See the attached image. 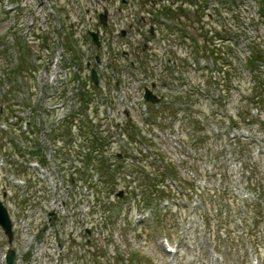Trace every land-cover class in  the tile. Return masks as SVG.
<instances>
[{"label":"rangeland","instance_id":"374dc122","mask_svg":"<svg viewBox=\"0 0 264 264\" xmlns=\"http://www.w3.org/2000/svg\"><path fill=\"white\" fill-rule=\"evenodd\" d=\"M37 1L39 0L19 1V4L13 5L11 0H0V72H3V76L0 74V79L1 77L2 80L8 81L9 79L8 84H6L7 82L0 84V106L8 103V107L20 113L19 117L27 122L35 121L36 130H39L38 122H41L45 136L43 138H46L55 136V132L60 129L57 124L71 112L74 105L69 99L74 94L72 89L77 91L80 83L83 85L88 81L85 77L86 74L83 73L84 67L88 69V65L84 63L82 69L76 72L73 78L79 80L78 83L76 80V83L70 84L68 88L69 83L66 82L65 76L59 78L55 83V74L52 73L53 66H48L51 59L50 54L47 53L48 51L50 53L58 52L61 55L64 53L69 58H79L77 51L74 55L69 54L72 53L68 48L70 41L77 46L78 50L87 49L79 36L81 20L77 18L78 15L73 4L70 6L66 0H49L51 4L49 7L52 6L53 9L51 11L47 9V12H44L40 9L42 7L39 8ZM231 2L227 9L232 8ZM219 3L217 2L218 6ZM12 5L13 9H10ZM80 5L85 7L86 0H80ZM120 6L117 4L115 9L117 8L116 11L122 14L118 9ZM21 7L24 8V14L20 11ZM213 8H210L209 12H214L215 8ZM235 8L243 10L239 14V17L243 19V24L235 23L234 14L227 10H223L224 12L221 10V15L214 17L219 31L226 29V32L231 33L230 38L236 35L241 39L239 43H234V40L231 39L230 43H221L220 45L229 53L228 57L234 67L230 69L229 88L231 89L228 88V82L226 83L220 73L215 74L216 77L212 81L214 83H210L208 74L202 73L192 74L186 82H177V84L171 85L172 87L164 86V83L159 82L157 90H155L158 96L164 94L166 97L169 96V99L182 100L175 101L174 107H178V110H172L173 115L177 118L174 119L175 117L171 114L165 117L162 115L160 118L157 115L156 121H151V124L144 123L140 121L141 117L145 115L140 110L143 103L138 92V84L133 78L134 73L138 72L132 71L124 63L122 70L130 73V78L123 75L122 80L124 81V77H126L125 79L130 81L129 84L132 86L128 90H120L116 105L123 104L125 106L116 112L107 110L105 115L94 117V120H96L95 123H98L105 117L107 120L112 118L116 123L120 120L128 121L131 135L135 131L139 135L137 143H133L131 141L123 142L126 136L121 134L118 140L112 139L117 141V144H110L109 150H106L107 153L103 154L106 164L115 169L118 166L116 154L126 152L132 157L128 164L130 165L129 172L134 177L131 176L127 179H135V183L128 190L131 194L127 197L129 200L124 207L127 212L129 208L139 211L138 204L133 201V197H138L142 201L146 198L147 192L151 190L150 187H147L146 190V183L142 185L145 182L144 172H151L155 175L156 171L160 169L164 173L166 170L163 168L165 160L171 161L172 171L178 173V177L184 181L182 183H194L202 195L217 193L218 188L229 189L230 194L240 203L239 212H233L232 216L228 217L221 212H216L219 206L204 204L198 196H194V201L189 198H180L186 192L180 187L184 184L177 183L179 178L168 179L172 189L175 187L179 193L173 197L172 201L156 202L152 208L145 209V211H150L153 216L149 221H145L139 226H134L130 222L131 219H128L124 223V228L122 224L117 228L111 226L109 233L103 234L105 223L109 222L106 219L109 220L110 217L97 208L100 206L95 207L97 203L91 204L94 205L92 219L93 222L96 219V225H94L95 230L92 236L94 242L90 245L91 248L87 246V251H94V253L100 251V255L106 258V261L102 263L98 259L100 264H121L119 259L122 258L123 251L125 254L124 264H252L257 258L259 264H264V126H261V123H264V117L261 121L257 119L258 115H256L252 97L255 96L253 93L255 90L257 93L261 90L252 80L251 74L244 64L245 59L251 54L250 49L256 45H261V51L264 53V21L258 20L259 6L252 0H240L238 5L233 6L232 9L235 10ZM5 11L9 14L6 15ZM31 12L35 15L33 16ZM110 18L112 20L115 18L112 13ZM47 19L51 21L50 24L45 22ZM210 20L206 21L209 23ZM249 21L251 23H247ZM31 23L32 27H30ZM33 29L35 30L33 31ZM60 33L61 35H59ZM39 34L41 38L42 35L52 37L49 40L50 49L41 48ZM239 34H242V37ZM209 37H213L210 32ZM63 40L66 45L63 46L62 42L59 50H56L57 47L54 44L59 45ZM201 42L203 50L205 42L203 39ZM208 44L210 47L211 43L208 42ZM178 51L183 55L187 54L184 49L178 48ZM206 51L207 54H216L217 52L213 48H207ZM194 52L190 48L189 53L193 54ZM41 55L48 56L39 62L40 68L34 76L37 56ZM87 55L88 57L82 61L90 60L91 54ZM55 60L56 65L57 60ZM42 67L48 68L45 70L46 68ZM260 71L264 75V64ZM142 79L143 83L150 87V80H146L144 76ZM220 81L224 82V87L228 91L220 93L223 87H216ZM209 84L214 86H209ZM34 86L43 91L42 96L40 93H36L35 97L32 96L35 92ZM4 92L9 93L6 99L2 98ZM65 92L66 97L63 98ZM63 102L66 104H62ZM134 104L138 105L137 108L135 107L136 109L133 107ZM31 106L35 110L34 112L30 109ZM123 108L129 111L130 117L125 118ZM262 110L264 112V107ZM29 116L30 120H28ZM236 122L237 126H234L233 124ZM131 125L134 126L131 127ZM11 128L12 134L0 135V149H6L4 156L8 155V147L12 150L13 145H10L9 139L15 138L14 133L24 134L20 130V125L11 126ZM104 129L103 138L119 133V130L115 128ZM27 135L40 138L38 132L35 135ZM74 135H77V130H74ZM140 137L147 140L144 139L141 142ZM44 144L45 142L41 145ZM103 145L105 146V144ZM73 150L79 151V148L74 144ZM12 151L14 152V150ZM51 156L55 157L54 154ZM134 157L136 158L134 159ZM142 157L145 160L140 162ZM8 160L14 163V157H9ZM18 161L17 167L22 169L23 163L20 158ZM57 161L59 166L58 169H55L54 177L59 182H62V178L63 180L67 179V176L72 177L76 169L80 168L74 164L75 168L72 171L66 165L67 171L70 170L66 176L67 171L65 173L62 169L65 168V165H62V157ZM81 164L83 169L87 167L85 163ZM68 165L70 166V161ZM249 173L252 177L249 183L260 185V199L263 197L262 206L260 205L255 212L252 209L248 210V204L258 201L259 191L256 189L257 187L252 191L248 186ZM37 174L43 177L39 172ZM119 175L123 176L121 169ZM116 180L121 185L119 190L130 186L127 184L128 181L125 182L122 177H117ZM165 183L168 184V182ZM83 185V183L78 184V186ZM138 186L140 188L137 189ZM133 188L137 189L138 195L134 193ZM104 189V194L109 190L111 195L109 187ZM76 193H78L76 197L78 199L80 195L79 192H73L74 195ZM80 198L83 199V197ZM90 200L93 202L92 195H90ZM123 203L114 204L111 211L113 219L116 218L117 208ZM107 204L108 201L105 202L106 206ZM156 204L163 211L164 225H160L155 218ZM98 216H103L104 219H97ZM164 240H168L174 248H178V255H167L161 250V241L164 242ZM117 251L119 256H117ZM94 256L98 257L97 254ZM91 258L93 259V257Z\"/></svg>","mask_w":264,"mask_h":264},{"label":"built area","instance_id":"2783aa9c","mask_svg":"<svg viewBox=\"0 0 264 264\" xmlns=\"http://www.w3.org/2000/svg\"><path fill=\"white\" fill-rule=\"evenodd\" d=\"M66 1L70 6L74 5L77 18L81 20L79 36L87 49L81 50L88 57L92 42L86 44L84 35L87 30L98 33L102 43L101 72L105 78L109 77L113 80L123 79V75L130 78V73L111 67L112 64H117L122 69L124 63L128 65L122 54H129L132 59L145 61V67L135 71L141 78L142 76L146 79L150 77L151 81L171 79L173 74L168 67H174L186 59L192 60L193 54L189 51L190 48L193 50L195 44L189 39V36L199 40L207 32L209 36L210 32L213 37H209V39H212L215 45H219L221 41L216 36L219 27L216 25L217 21L214 17L221 15V10H227L231 14L243 12L240 9H232L235 4L233 5L231 1L239 2L240 0H130L127 5H123L120 0H86L85 7H81L80 0ZM217 2H220L219 6ZM230 2L232 8L227 9ZM252 2L257 5L255 0ZM46 3L48 6L51 5L49 1ZM117 4L121 5L118 9L122 14L116 11ZM212 7L215 8H213L214 12H209ZM105 10L109 12L110 29L107 31L98 26L96 19V15ZM183 12H187L189 17L182 16ZM111 13L115 17L114 20L110 18ZM84 17L85 21L83 22L82 18ZM209 19H211V26L206 27ZM170 21L174 22L173 26L176 29L170 30L166 27L165 24H171ZM151 27L156 29V37L148 42L149 50L143 52L142 49L147 43L143 33L148 34ZM124 30H128L126 38L121 37ZM63 41H60L59 48ZM178 48L184 49L187 54L179 53ZM57 58L62 59L58 52ZM146 71L148 72L146 73ZM215 74L218 72L212 69L211 75L214 78ZM125 78L124 85H127L128 80ZM52 173L47 169V173L44 174ZM49 182L43 196L37 194L39 186L32 189V193H36L33 203H39V206L34 207L33 203L24 205L8 203L12 208V219L18 238L16 264H87L86 261L94 251H71L70 246L74 240L84 239L85 232L93 228L92 215H90L91 206L84 202L77 207L71 200L69 203L67 200L62 203L60 195H55L58 191L59 181L51 177ZM52 211L57 215L55 225L48 216ZM53 228L59 231L54 233ZM95 253H99V251H95ZM6 257L7 248L0 246V264H6ZM101 260L106 261L105 258Z\"/></svg>","mask_w":264,"mask_h":264},{"label":"trees","instance_id":"16d2710c","mask_svg":"<svg viewBox=\"0 0 264 264\" xmlns=\"http://www.w3.org/2000/svg\"><path fill=\"white\" fill-rule=\"evenodd\" d=\"M260 20L264 21V13H261ZM260 47H261V45H256L255 47H253V49H250L251 50V54H250V57L247 59L248 60L247 61V65L251 69V71L253 72L252 75H251L252 76V80L255 82V84H257V86L261 90L258 93H257V90H255L253 92L255 94V96L252 97V101L255 103V106L258 108V112H259V119L258 120H262V118L264 117V112L262 110V108L264 107V75L259 70V67L261 66V62H264V53L261 51L262 47L261 48ZM221 65H223V64L221 63ZM229 76H230L229 73L225 74L224 79H225L226 82H229ZM227 86H229V83L227 84ZM258 87H256V88H258ZM69 128H71V127H69ZM87 163L88 164L99 163L101 166L103 165L101 160H95V159H92V158H90L87 161ZM160 168H162V167H160ZM126 169L127 168L124 167V170H125V173H126V175H124V177L131 176V175H129V172L126 171ZM167 171L169 173L166 172V170H165L164 173H162V171L160 169H158L156 171L155 175L153 173H149L148 176H146V175L144 176L145 180H148L147 181L148 183L154 182V185L151 184V186H150L151 190L147 192V196L145 198L146 199L145 202H146L147 205L151 204V201H153L154 197L158 196V198L159 197L163 198V197L169 196V194L171 193V191H170L171 189H169V188H166V190H165V189H160L158 187L161 183H165L169 176L178 178V176H179L178 173L176 171H172V164H170L167 167ZM112 178H115V175L114 174H108L107 179L108 180H112ZM223 195H224V198L226 199L227 198L226 195L225 194H223ZM211 199H212V201H210V202L212 203V205L214 207L218 206V202H217L216 197L212 196ZM207 203H208V201H207ZM219 205H221L223 208H225L227 210V206H225L223 204H219ZM257 208L258 207H253L252 206V209L256 210Z\"/></svg>","mask_w":264,"mask_h":264},{"label":"water","instance_id":"95a60500","mask_svg":"<svg viewBox=\"0 0 264 264\" xmlns=\"http://www.w3.org/2000/svg\"><path fill=\"white\" fill-rule=\"evenodd\" d=\"M103 21L105 22V17L103 16ZM96 39V37H95ZM93 79L95 80V82H98L97 80V74L95 71H93ZM147 101H150L152 103H157L159 102L158 98L155 97L152 92L147 91L146 96H145ZM120 197L123 196V193L121 192L119 194ZM0 226L4 229V231L6 232V234L9 236L10 238V243H12L13 241V232H12V224L11 221L9 219L8 216V212L5 209V207L0 203ZM15 259V253L13 250H11L8 254V264H12L13 261Z\"/></svg>","mask_w":264,"mask_h":264},{"label":"bare ground","instance_id":"6f19581e","mask_svg":"<svg viewBox=\"0 0 264 264\" xmlns=\"http://www.w3.org/2000/svg\"><path fill=\"white\" fill-rule=\"evenodd\" d=\"M24 1L27 2L28 0H24ZM24 4H25V3H24ZM40 9L44 10V7L40 8Z\"/></svg>","mask_w":264,"mask_h":264}]
</instances>
